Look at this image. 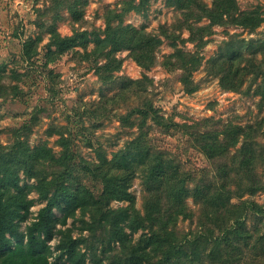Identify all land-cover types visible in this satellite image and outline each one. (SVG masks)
I'll return each mask as SVG.
<instances>
[{"label":"trees","instance_id":"1","mask_svg":"<svg viewBox=\"0 0 264 264\" xmlns=\"http://www.w3.org/2000/svg\"><path fill=\"white\" fill-rule=\"evenodd\" d=\"M165 1L181 11L172 28L162 25L159 33L148 32L123 23L122 11L108 8L104 28L91 31L89 38L86 31L61 35L54 24L61 9L74 20L80 19L85 0H48L45 13L52 19L46 25L45 63L77 43L83 48V52L78 51L83 57L104 59L97 65L99 71L119 67L116 52L121 48L129 49L133 59L147 68L154 64L163 36L171 40L173 51L162 63L169 69H180L182 91L192 92L198 86L192 73L203 57L197 50L178 46L176 40L185 39L176 31L187 29V39L202 46L209 25L234 23L254 29L262 20L257 11L240 10L236 0H211L210 4L204 0ZM146 2L125 0L122 10L138 11ZM203 18L209 19V24H198ZM89 41L94 45L87 50ZM226 43L225 51L206 60L207 71L219 77L223 88L232 90L240 89L245 74H251L254 81L259 78L255 90L259 110L263 109L264 46L259 44L264 40L258 44L261 50L251 55L243 52L251 42L241 39ZM1 78L0 74V95L7 88ZM10 87L13 90L14 86ZM118 117L121 122L136 124L133 137L110 157L99 149L95 160L82 159L85 175L99 188L80 180L68 135L60 133L58 154L45 143L31 146L18 135L9 144L0 143V264H88V254L92 264H262L260 252L252 253V257L246 254L251 244L257 245L246 227V216L264 212L263 206L249 196L264 189V115L245 123L206 118L185 125L190 142L209 157L212 170L205 166L185 168L176 156L152 144L147 121L161 127L171 121L151 99ZM209 120L215 125L203 127ZM136 175L143 189L141 210L135 207L134 195L128 190ZM29 178L33 180L27 182ZM31 191L44 200L32 217ZM188 197L198 205L197 223L194 230L183 231L178 227L179 217L193 216ZM233 197L238 200L233 201ZM112 199L127 203L112 207ZM78 208L82 215L89 214L88 219H81V229H88L90 238L73 235L70 227L63 226ZM55 236L52 245L50 240ZM260 237L258 234L256 239Z\"/></svg>","mask_w":264,"mask_h":264},{"label":"rangeland","instance_id":"2","mask_svg":"<svg viewBox=\"0 0 264 264\" xmlns=\"http://www.w3.org/2000/svg\"><path fill=\"white\" fill-rule=\"evenodd\" d=\"M124 1L85 0L78 20L61 9L55 27L61 35L86 31L87 37L91 38V31L104 28L105 11L112 8L116 12L122 11L120 20L123 23L159 33L162 25L172 28L181 16V11L165 0H147L138 11L122 10ZM204 1L210 4L211 0ZM236 3L240 10L257 11L262 17L254 29L234 23L212 24L207 28L208 34L204 36L206 41L202 46L187 39V29L176 31L185 39L176 40L178 46L184 50H197L203 57L200 66L192 73L197 88L184 92L179 80L180 69H169L162 63L165 56L173 51L170 39L161 36L163 40L157 47L155 62L147 68L133 59L129 49L121 48L116 52L120 59L119 67L111 72L99 71L97 65L104 59L96 61L93 57H83L80 53L83 48L77 43L45 63L49 37L46 25L52 19L51 14L45 13L48 0H0V74L2 83L7 86L0 95V143L9 144L18 135L31 146L45 143L58 154L60 133L68 135L80 180L99 188L96 181L85 175L82 159L95 160L99 149L110 157L113 151L126 145L137 132V127L136 124L121 122L118 116L145 99H151L164 118L171 121L165 127L147 121L152 144L176 156L185 168L205 166L212 170L209 157L190 142L185 125L206 118L245 123L264 115V108L259 110V96L255 90L259 78L254 81L251 74H245L239 90L225 89L220 85L219 77L206 68V60L220 50L225 51L227 41L243 39L251 42L243 47L246 55L261 50L259 45L264 46L259 44L264 40V0H236ZM118 20L114 19L113 23ZM208 22L209 19L203 18L198 24ZM93 45V41H89L87 50ZM257 58H261L260 53H257ZM129 79L134 82H129ZM212 120L203 122V127L215 125ZM20 175L25 178L23 173ZM32 180L29 178L27 182ZM128 190L134 195L135 207L141 210L143 189L140 176L132 179ZM249 196L264 209V189ZM29 197L34 198L30 207L32 217L44 200L38 198L35 191H31ZM232 200L237 201L238 198L233 197ZM186 201L193 216L192 219L179 217L178 227L183 231L194 230L197 223L198 205L191 197ZM126 203L125 200L110 201L112 207ZM56 213L60 215V212ZM88 217V212L82 215L78 208L73 216L67 217L63 226L70 227L73 235L83 234L90 238L88 229H81L84 224L81 219ZM246 227L251 240L257 244H251L246 254L252 257V253L260 252L258 257L264 264V212L259 216L248 214ZM140 232L134 233V237H138ZM258 234L262 235L259 240L256 239ZM56 239L57 236L50 243L53 245ZM86 262L92 264L89 254Z\"/></svg>","mask_w":264,"mask_h":264}]
</instances>
